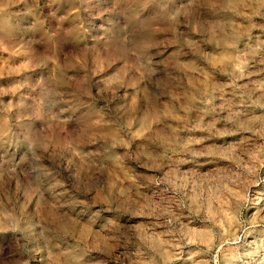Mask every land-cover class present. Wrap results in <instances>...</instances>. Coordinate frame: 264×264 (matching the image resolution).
Masks as SVG:
<instances>
[{"label":"rangeland","instance_id":"374dc122","mask_svg":"<svg viewBox=\"0 0 264 264\" xmlns=\"http://www.w3.org/2000/svg\"><path fill=\"white\" fill-rule=\"evenodd\" d=\"M0 264H264V0H0Z\"/></svg>","mask_w":264,"mask_h":264}]
</instances>
